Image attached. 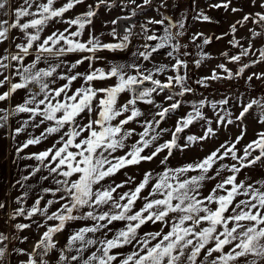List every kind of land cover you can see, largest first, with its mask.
I'll return each instance as SVG.
<instances>
[{
	"label": "snow or ice",
	"instance_id": "snow-or-ice-1",
	"mask_svg": "<svg viewBox=\"0 0 264 264\" xmlns=\"http://www.w3.org/2000/svg\"><path fill=\"white\" fill-rule=\"evenodd\" d=\"M83 0H67L61 7H54L55 0H46V3H36V0H25L26 7L16 8L14 11V22L8 25L7 21H0V42L8 38L10 28H19L26 37V44H17L20 49L19 53L12 55V61H23L25 56L30 55V49L36 46L37 54L34 61L24 66L22 71L17 69L14 75H19L22 78V83H11L9 76H4L0 80V86L6 82L10 83L8 91L0 94V101H5L18 89L26 88L30 83L39 85V92H33L30 98L26 99L23 104L17 105L12 113H8L4 109V115H0V121L6 122L10 114L28 112L32 114V119L35 120L37 115L42 116L40 121L43 124L45 121H53L54 124L45 129L48 135L59 134V139L52 144L51 147L39 153H33L32 156L26 158H35L43 163L45 160L56 162L55 166L48 168L49 174L57 173L64 179H57L55 183L59 185L56 192L64 193L69 199L68 203L61 205V208L56 212L47 215V220H58L59 224L54 227H48L43 233L41 239L35 244L32 253H28L29 259L22 264H48L44 257L48 252L55 247L53 242V234L60 232L67 221L92 219L94 221L107 220V224H97L93 227H84L79 229L69 239V249L80 242L78 252H83L87 247L98 243L97 240L87 238V233H95L100 229L107 228L108 224L113 221H127L126 227L121 228L111 239L99 241L102 247L97 248L87 259L83 260V264H197V258L204 253L203 260L200 264H238L239 258L251 257L246 260V264H264V182L261 187H254L253 184H247L243 181L237 182L235 174L224 178L222 181L215 184L211 192L198 199L200 195L199 189L202 187V182L205 180L215 179L214 176L208 175L213 168L216 159H223L224 156L231 154L232 159L240 161V166L232 165L233 173H239L241 168L254 166L257 162L264 159V133H259V138L253 140L244 149V155L238 157L235 151V145L228 148L222 156L217 154L220 149H216L202 161L195 164H187L176 169H165L164 172L158 175L157 182L151 185V191L146 197H142L141 193L149 186L151 173H145L143 180L135 187L134 190L125 192L120 195L119 200L114 199L113 193L117 188L124 186L123 183L117 184L115 187H103L102 181L105 178L111 177L121 169L130 166L138 165L142 161H152L160 153L167 150L168 155L160 161L161 164H166L168 158L173 154L174 148H180L177 144V133L182 132L187 128L197 117H201L200 107L203 106V101L200 106L193 105V112H190L187 117L177 121L175 132L172 134V139L162 144H155L162 132L168 131L161 129L160 132H155L152 127L153 123L159 126L160 122L165 119L170 111L176 110L180 106V101L172 103L169 107L163 108L156 113L159 120L155 117L153 121H146L144 131L139 133V140L130 146V151L124 155H113L120 149L127 147L125 141L134 133V129H126L124 126L129 122L143 115L136 107L137 101H144L147 104H153L154 100L151 95L157 92H163L165 89H171L174 84L180 86L181 91L173 95L183 96L185 92L192 91L186 87V75H180L181 67H186V62L177 59L172 65V69L176 71L175 76H169L167 81L162 83L159 79H154L153 74H143L139 71V66L135 63L130 65H112L110 70L105 71L103 68L93 69V62L99 57L95 54L100 50H124L128 47L131 30H126V34L122 37L119 43H101L96 36L89 35L87 40H81L87 26L91 25L92 17L95 12L89 6V10L75 18L62 21L68 26L63 31H54L51 35L46 36L41 40V33L50 21L56 18H63L64 14L82 3ZM104 0H100L103 3ZM135 3V0H132ZM151 0H143L145 5L150 4ZM255 3L256 0H253ZM35 4L36 11H29ZM8 0H0V10L6 9ZM225 7L228 5H214V7ZM142 7V6H140ZM259 7L264 9V3H260ZM233 12L238 9L233 8ZM7 14L6 12L4 13ZM135 15V12H133ZM32 17L27 22L21 23V18ZM208 20V16L202 17ZM165 19H170L165 17ZM252 19L253 23L264 25V12H256L254 18L252 14H246L242 21L243 23ZM115 23V21H113ZM150 23L163 24L164 20H152ZM75 26V30H71ZM172 24L170 27H176ZM183 22L179 23V28L183 29ZM32 29L33 31H29ZM231 31H236V26H231ZM113 36L116 35L113 29ZM182 32L176 35H182ZM261 33L254 32L253 36H259ZM146 40H159V43L152 47L150 51L133 53L134 56H141L148 60L153 52L164 48L171 44L174 35L169 31V27L165 28V34L162 37H157L155 34L146 36ZM195 39V37H194ZM219 39V37H217ZM62 42V43H61ZM205 44L210 43V39L204 40ZM234 46L239 45V41H230ZM58 46V47H57ZM149 45H145L147 49ZM177 50L179 45L174 46ZM251 49L249 44L248 49H243L239 55L230 57L233 62L240 61L242 56H247ZM90 53L91 55L83 56L73 63L69 72L76 69L78 65L89 62L90 71L67 75L61 74L59 79L66 81L59 87L49 89V83L45 82V78H51L57 72L60 64L50 65L48 68L37 69V63L41 60L48 62V56H62L67 53ZM172 55L171 52L168 53ZM223 55L227 56V53ZM8 57H2L0 60H7ZM264 61V49L260 50L259 59L252 63ZM199 63V62H197ZM8 64L0 62V69H7ZM220 68H225L223 64ZM249 64H244L236 75L244 72ZM126 68L136 69V75H127ZM168 68L167 65H160L155 69V72L162 73ZM227 71V69H225ZM257 79L264 78V73L253 74ZM117 78V82L108 86H97L95 82H103L111 78ZM211 79L219 77L213 73ZM228 78H232V73H228ZM78 79L83 80L80 87H74L73 82ZM249 80L252 76L248 77ZM145 81H150L154 87L144 88L137 91V86H142ZM55 83V80L51 81ZM203 83L204 81H199ZM54 93L53 96L48 95V91ZM43 93L42 99L37 100V97ZM130 93V98L123 104L118 103L121 94ZM168 100H172L173 96L169 95ZM53 101H55L53 103ZM226 103V101H223ZM29 104H36V107H28ZM47 106L43 109L39 105ZM258 105L264 109V104L259 100H252L241 111L237 119H241L253 107ZM215 107V105H213ZM194 113V114H193ZM87 119L86 123H81V118ZM123 117L117 120V118ZM116 121L115 123H113ZM231 123V121H229ZM28 121H24L26 126ZM37 126L38 125H34ZM3 127V124H0ZM66 129V130H65ZM24 127L16 128L15 133L23 132ZM63 130V131H62ZM155 132L154 135H150ZM212 133L209 128L204 136L194 137L188 136L187 140L190 143L196 140H203ZM237 137V142L242 138ZM47 139V136L41 134L40 137L28 139L17 151L28 148L30 145H36L41 140ZM155 145L151 154L144 155L145 149H151ZM186 144L183 147H188ZM224 148V145H221ZM259 149V155L247 159L252 156L249 150ZM247 161L246 163L244 161ZM47 167V165H45ZM227 167L221 165V169ZM200 170V174L192 176L190 179L181 180L179 177L190 170ZM37 169L36 171H38ZM221 174L220 170H216V176ZM24 179H27L25 177ZM47 179V177H44ZM175 180V183L171 182ZM124 183H127L125 181ZM226 186H230L226 187ZM223 190L226 194H219ZM50 189H45V192ZM65 195H61L60 200L65 199ZM240 195L247 196L248 199H237ZM159 198H155V197ZM149 197H153L149 199ZM143 199L145 202L142 207L135 212H132L133 206L137 200ZM120 201H126L120 203ZM175 201V203H174ZM207 201V204H205ZM54 203L49 200L47 204L50 206ZM40 201L27 212L28 217L39 212L46 215L48 208L41 209ZM103 205H110V210L101 214H94L95 208ZM208 205H213L212 207ZM4 204L0 203V208ZM93 209L85 212L83 215H73L74 211H80L83 208ZM113 209L118 211H112ZM24 209L20 208L16 211V215H22ZM178 214V215H170ZM14 218V217H13ZM161 222L168 226L165 231L164 227L155 232H147L143 236L138 235V230L146 223ZM29 227L27 224H17L16 228L23 230ZM7 239L3 233H0V242ZM235 242V243H234ZM135 244V247L126 256L119 252H113V249L122 248L125 245ZM226 246L232 248L231 251H225ZM23 251V250H20ZM213 253H219L215 258L210 259ZM6 256V248L0 247V264H3V258ZM119 258V259H118ZM66 257L61 253L60 260H65ZM72 260H77V256H72Z\"/></svg>",
	"mask_w": 264,
	"mask_h": 264
},
{
	"label": "crops",
	"instance_id": "crops-1",
	"mask_svg": "<svg viewBox=\"0 0 264 264\" xmlns=\"http://www.w3.org/2000/svg\"><path fill=\"white\" fill-rule=\"evenodd\" d=\"M107 1V3L105 2ZM208 1V3H207ZM213 0H175L168 1L167 4L163 2V0H151L150 4L145 5L143 0H135V3L132 0H104L103 3H100V0H83L82 3L76 5L74 8L66 12L63 18H56L49 22V24L45 27L44 32L41 33V40L48 35H51L54 31H63L65 27L68 25L62 21H66L68 19L75 18L76 16L85 13L89 10V6H91L92 10L95 12V15L91 18V25L87 26L84 32V35L80 37L81 40H87L89 35L96 36L100 39L101 43H119L122 40V35L113 36L111 33L113 29H115V19L120 16H130L129 12H136V21L132 26L131 35L129 37L128 47L124 50H100L96 52V56L99 59L93 62V69L103 68L105 71L110 70L112 65H130L135 63L139 66V71L143 74H148L151 72L153 74L154 79H159V73L155 72V69L160 65H167L168 68L164 72L163 75L160 76L161 82H166L169 76H175L176 73L172 69L173 65V55L176 53L182 56L185 59V55L191 54L190 49L193 44H197L200 42L201 44L197 47L196 50L198 53L203 54H215V53H228L229 61L232 64L233 61L230 60L231 56L239 54V46L241 44L234 46L232 43L229 46H224L223 49L215 50V47L212 44L208 45V49L204 50L206 44L204 40L206 38H211V42L215 44L216 37H223L225 39L231 38V41L235 39V41H239L238 39L241 37L239 31H241L242 25L241 23H237L238 21H242V18L246 14H252L254 18V14L256 12H264V10L259 7L260 3H264V0H256L257 3L253 2V0H231V3H224L222 0H218L217 2H211ZM67 0H55L54 7H61ZM36 3H46V0H36ZM141 4L142 7L147 9L146 11L141 12ZM224 5L227 4L228 7L225 8L223 6L217 8L214 5ZM96 6V7H95ZM26 7L25 0H12L10 5V18L9 23L14 22V11L16 8ZM120 7H125L124 12L123 9H119ZM238 9V11L233 12L232 9ZM29 11H36L35 4ZM116 13V14H115ZM115 14V15H113ZM132 14V13H131ZM138 15V16H137ZM208 16V20H204L202 17ZM168 17L170 19H165ZM32 17H23L21 18V23L27 22ZM152 20H164L163 24H154L150 23ZM252 19L249 20V22ZM180 22H183L184 27L180 30L182 35H176L179 31L176 32L175 27H170V25L175 24L179 25ZM244 23V22H243ZM236 26V31L233 33L231 31V26ZM169 27V31H171L174 35V39L171 41V44L165 46L153 52L148 60H145L141 56H134L133 53L139 52H147L150 51L152 47H155L159 40L148 41L145 39L146 36H150L155 34L157 37H162L165 34V28ZM221 29V30H220ZM71 30H75V26ZM29 31H33L29 29ZM261 31H263L261 29ZM116 32V30H115ZM264 33V32H263ZM178 36V37H177ZM195 37V39H194ZM181 38V40H179ZM249 38H251L249 44H251L252 53L249 51V54L245 56L246 64H254L253 61L259 59V54L255 53L254 48L260 46L253 36V32L249 33ZM27 40L24 33L19 29L10 28L7 38V44L0 48V58L8 57L9 59L3 60V63L8 64L9 67L7 69H3L5 72V76L10 77L11 83H22V78L19 75H14V73L19 69L22 71L24 66L31 64L35 56L37 54L36 46L34 45L32 49H30V55L25 56L23 61H12L10 58L12 55L19 53L20 49L16 47L17 44H26ZM62 43V42H61ZM149 45L146 49L145 45ZM249 44L247 48H249ZM175 45H179L178 50L174 47ZM58 47V46H57ZM184 50H183V49ZM242 48V47H241ZM188 50V51H187ZM171 52L172 55L169 56L168 53ZM48 57V62H44L41 60L37 63V69L39 68H48L50 65L60 64L61 66L57 68V72L51 78H45V82L49 83V89H53L59 87L66 81L59 79L61 74H75L76 72H87L90 71L88 65L89 62L85 61L84 63L77 66L76 69H72L69 72L70 66L75 63L76 60L81 59L83 56L91 55L90 53H67L62 56H48V54H44ZM199 55V54H198ZM184 70L182 69V72ZM125 72L127 75H136V69L126 68ZM180 70L179 74L182 75ZM55 80V83L51 81ZM117 82V78L113 77L103 82H95L97 86H108L113 85ZM82 79H78L76 82H73L74 87H80L83 84ZM147 85L151 84L150 81H145ZM144 85V84H143ZM4 89L1 92H6L10 88V83L6 82L4 84ZM141 87V86H140ZM139 87V88H140ZM187 87V82H186ZM172 88H176V85ZM170 89V91L172 90ZM143 89V88H142ZM48 91V90H46ZM33 92H39V85L35 83H30L26 88L18 89L15 93H13L8 99L2 101L4 103V107L1 109L6 110L8 113H12V110L20 104H23L24 101L30 98ZM215 92V91H214ZM49 96H53L54 93L48 91ZM130 93L121 94L118 103L123 104L130 98ZM44 96L41 93L37 100L42 99ZM218 97H222L221 95H208L199 97V101H203V104H211L215 103ZM227 97L225 96L224 99ZM185 97H180L177 100L183 102ZM209 101H208V100ZM221 98H218L219 100ZM208 102H207V101ZM252 100H259L261 104H264V97L261 95H257L256 93L252 94L250 97V102ZM197 101V104L200 106V102ZM213 101V102H211ZM55 101H53L54 103ZM173 103V101H171ZM145 104L144 101H137L136 107L141 108ZM213 105V104H211ZM36 104H29L28 107H36ZM45 105H39L41 109L45 108ZM167 107H169L167 105ZM254 111H257L261 115L260 118L264 119V109H262L258 105H253ZM216 111V112H215ZM142 112V111H141ZM158 113L156 110L153 111V115L157 118L159 116L156 115ZM178 114L175 110L171 111V114L168 118L170 120H174ZM220 110L215 105V107H211L208 110H204L200 118L205 117L209 118H221ZM231 113V112H229ZM4 112H1L0 115H4ZM230 117H234L235 115L231 113ZM32 114L28 112H20L15 114H10L8 116V120L3 122V127H0V203L4 204L3 208H0V233H3L7 239L3 242H0V247L6 248V256L3 258V264H22V262H26L29 259L28 253H32L35 244L41 239L43 233L47 231L48 227H54L59 224L58 220H47V215H51V213L56 212L61 208V205L64 203H68L69 199L64 193L56 192V188L59 187L55 183L57 179H64L62 176H59L57 173L49 174L48 168L55 166L56 162H49L45 160L43 163L41 161L33 158H26L32 156L33 153H39L41 151H45L47 148L51 147L53 143H55L59 139V134H51L48 135L45 132L47 127H50L54 124L53 121H45L43 124L40 121L43 119L42 116L37 115L36 119L33 120ZM184 117V116H183ZM225 117V115H224ZM123 117L117 118L120 119ZM198 118V117H197ZM252 119V117H250ZM246 119L249 120L248 115H246ZM24 121H28V124L25 126ZM81 123H86L87 119L82 117ZM114 121L113 123H115ZM262 122H264L262 120ZM249 121L247 122V124ZM34 125H38L34 126ZM24 127V131L19 134L15 133L16 128ZM126 129H130L129 124L124 126ZM134 128V127H133ZM170 128V127H169ZM66 130V129H65ZM171 130V128H170ZM63 131V130H62ZM169 131V129H168ZM264 133V127L261 129ZM175 131L172 129L170 135ZM182 133H184L182 131ZM41 134L47 136V139L41 140L39 144L30 145L26 149H22V151L18 152V148H22L23 144L30 138L40 137ZM168 134V133H167ZM129 138L125 141L127 145L126 148L118 150L115 156H121L120 153H125L130 150V144L128 143ZM174 150V149H173ZM198 153V152H197ZM166 153L162 155L164 159L167 156ZM222 156V155H219ZM188 154L185 153V156H179L173 151V154L168 158L166 164H164V168L167 169H176L183 167L187 164H195L201 159H188ZM254 157V156H252ZM227 160L222 162V160L217 159V161L213 164V168L209 171L208 175L214 176L215 179L205 180L202 182V187L199 189L200 195L197 197L198 199L207 196L216 183L222 181L224 178H227L230 175L235 174L237 177V182L243 181L245 185L253 184L254 187H261L260 182H264V159L260 162H257L256 165L241 168L239 173H233L231 167L235 164L237 167L240 166V161L234 160L231 158L224 157ZM251 159V158H250ZM235 161V162H234ZM151 164V161H148ZM152 163L151 166L154 168L158 166V160ZM140 164H143L141 162ZM47 165V167H45ZM221 165H225L221 169ZM137 165H130L111 178H105L102 181L103 187H108L109 182L111 180L116 184H125L127 181L128 184L134 186L133 189L143 180V176L139 177L138 174H130L126 170V168L134 167ZM39 169L38 171H36ZM220 170L221 174L216 176V170ZM149 173V171L147 172ZM151 176H153V172H150ZM200 174V170H190L189 172L181 175L179 178L190 179L192 176H197ZM114 176L116 180H114ZM135 176V177H134ZM27 177V179H24ZM47 177V179H44ZM135 178L132 182H129L130 178ZM152 185V178L149 181ZM171 182L175 183L173 179ZM229 187L230 186H226ZM45 189H50V191L45 192ZM147 192V191H145ZM144 192V193H145ZM219 194H226L223 190L219 191ZM61 195H65L64 200H60ZM237 199H248L247 196L240 195ZM39 200V207L41 209L47 207L48 212L46 215H42L37 212L33 216L28 217L27 212L31 210V208L36 204V201ZM49 200H53L54 203L52 205H48L47 202ZM175 203V201H174ZM137 204V202L135 203ZM207 204V201H205ZM108 205H103L101 208H95L94 214H101L103 212L109 211ZM212 207L213 205H208ZM142 205H134L132 212L138 211ZM20 208H23L25 211L22 215H16V211ZM93 209L86 208V210L81 209L80 211H74L73 215L81 216L85 212ZM112 211H118L113 209ZM170 215H178V214H170ZM14 217V218H13ZM107 224V220L104 221H94L92 219H82V220H72L67 221L65 227L57 233L53 234V242L55 247L51 249L48 254L44 257V259L48 262V264H83V260L87 259L93 252H96L97 248L102 247L99 243L101 240L111 239L116 234L118 230L126 227L127 221H113L111 224H108L107 228L100 229L95 233H87L86 237L95 239L98 241L97 244L87 247L83 252H78L77 249L80 247V242H75V244L69 249V239L72 235H74L79 229L84 227H93L97 224ZM17 224H27L29 227L20 230L16 228ZM161 227H164L165 231L168 230V226L163 225L161 222L151 223L148 222L145 225H142L138 230V235L143 236L147 232H155L160 230ZM136 246L133 245H125L119 249H113L112 251L119 252L122 255L126 256L130 253ZM23 250V251H20ZM61 253L66 257L65 260L61 261L60 256ZM72 256H77V260H72ZM119 259V258H118ZM116 264V262H114Z\"/></svg>",
	"mask_w": 264,
	"mask_h": 264
},
{
	"label": "rangeland",
	"instance_id": "rangeland-1",
	"mask_svg": "<svg viewBox=\"0 0 264 264\" xmlns=\"http://www.w3.org/2000/svg\"><path fill=\"white\" fill-rule=\"evenodd\" d=\"M11 1L12 0H8V5L6 6V9L0 10V21H7L9 23ZM168 1H175V0H163L165 4H167ZM191 1L192 0H190V3ZM214 1L217 2L218 0H213L211 2H214ZM222 1H224V3H227V4L231 3V0H222ZM238 1L241 2L240 0ZM105 2L107 3V1ZM141 6L143 5L141 4ZM145 7H141L142 8L141 12L147 10L145 9ZM124 8L120 7L119 9H123L122 11L124 12L125 11ZM5 12L7 13L6 15L4 14ZM129 14H130V17L136 16V12H135V15H133L132 11L129 12ZM240 25H242L241 31H239V33L241 34V37L238 40L242 48L239 46V54L241 53L243 49L247 48V45L249 44L251 40V38H249V33L253 31L261 33V35L255 36L256 38L255 40L258 43H260L261 47L260 46L255 47L254 51L255 53L259 54L260 50L264 49V33H263L264 25L253 23L252 20L250 22L245 21L244 23ZM175 29H176V32L177 31L180 32L181 30L179 28V25H177ZM261 29L263 31H261ZM179 40H181V38H179ZM211 40L213 39L210 38V43L206 44L204 50L208 49L209 44H212L215 47V50L223 49L224 46L226 45L229 46L231 44L230 43L231 38L225 39L221 37L217 39L216 37L215 41L217 42H215V44H213ZM6 44H7V39L0 42V48L4 47ZM200 44H201L200 42H198L197 44H193L192 48L190 49L191 54L185 55V59L177 53L173 55V64L176 63L177 59L186 62L187 66L181 67L180 70L181 72H182V69L184 70L182 72V75H186L187 87L191 88L192 91L185 92L183 96H179V95H173L174 93H178L181 91V88L178 85H176V88H172L171 91L170 89H165L163 92H160L159 89H157V92L151 95V99L154 100V103L153 104L145 103L139 109L140 111H142L143 115L136 118L134 121L129 122L130 129L135 130L133 135L129 137V140H128V143L130 144V146L134 144L137 140H139V133L143 132L144 127L147 126L145 122L153 121V118L155 117L153 115L154 110L159 112L163 108H167V105L170 106L172 104L171 101L175 103L176 101H179L177 100L178 98L185 97L184 101L181 102L180 106L175 110L178 114L175 113V115L177 116L175 117L174 120H170V118H168L169 115L171 114V111H170L166 115L165 119L160 122L159 126L155 125V123H153L152 125V127L155 129V132H160L161 129H167V130L169 129V131L162 132L160 134V137L155 142V144H162L166 141L171 140L172 136L170 135V133L172 129L175 131L176 126H177V121L181 120V118L187 117V115L190 112H193V105L199 106L197 104V101H199L198 98L204 96V94L208 95L209 97H211V95H218V94L222 96V97H218V98H221L219 100H217L218 98L216 100H213V101H216L215 103H211L218 107V110H220L221 112L220 114L222 115V117L221 118H212V117L206 118V115L203 118L198 117L187 128L183 130L184 133L182 132L177 133V137H178L177 144L180 145L181 147L174 148L173 151L178 155V157L179 156L184 157L185 153H187L188 157L186 158L188 159L203 160L205 157L210 155L213 151H216V149H220V152L217 154L218 156L223 155V153L228 148H231L233 145H235V151H236L237 156L240 157L244 155V149L246 148V146L249 143H251L253 140H257L259 138L258 136L259 133H263L261 129L264 127V122H262V120L264 121V119L259 117L261 114L258 113L257 111H254L255 110L254 107L249 109V111L244 115L243 118L241 119H237V118L240 116V113L241 111H243V108L248 103H250V97H252L253 93H256L259 96L262 95L264 97V78L257 79L256 76L253 75L254 73L256 74L264 73V61H260L259 63L250 64V66L246 68L242 74L236 75L239 72V69L244 64H246L245 56H242L240 61L232 62V64H230L228 53H227V56L223 55V52L215 53L212 55L205 54V56H203V54L201 53H198L196 51L198 49L197 45L199 46ZM250 52L252 53L251 49H250ZM0 62L3 63V60H0ZM221 64H223L225 68H220L219 65ZM225 69H227V71ZM164 72L159 73V75L160 76L163 75ZM229 72L232 73V78H228ZM213 73H215L219 78L211 79L210 77H212ZM4 76H5V72L3 71V69H0V80H2ZM160 76L158 77L159 79H160ZM249 76H252L251 80L248 79ZM201 80H203L204 82L200 83L199 81ZM4 87H5L4 85L0 86V91H2ZM151 87H154V85L152 84L147 85L146 83H144V85H142L137 91L143 90L144 88H151ZM169 95L173 96L172 100L167 99ZM225 96L227 97L226 99H224ZM223 101H226V103H223ZM211 104H203V106L200 107L201 114L203 112V109L208 110L209 108H211L213 106ZM3 107H4V103L0 101V109ZM229 112L233 113L235 116L230 117L229 115L231 113ZM246 115H248L249 120L246 119ZM250 117H252V119ZM155 119L159 120L160 118L155 117ZM229 121H231V123H229ZM248 121L249 123L247 124ZM169 127L171 128V130ZM209 128L212 129V133L208 135L207 138L203 140H196L195 142L189 144V141L187 140L188 136H194V137L204 136ZM155 132L150 131V135H154ZM241 133H243V136L237 142V137L241 136ZM186 144H188L189 146L183 147ZM222 144L224 145V148H221ZM154 147L155 145H153L151 149H145L143 154L144 155L151 154V151L154 150ZM249 151L252 152V156L259 155V149H256L254 151L253 150H249ZM165 153H166V150L160 153L156 158H154L151 161V164L152 163L156 164L155 162L156 160H158V166L154 168L151 166V164L148 161H142L143 164H138L137 166L126 168L127 169L126 171L130 174L140 173V175H138L139 177H142V176L144 177L145 173H147L148 171L153 172V176H152V185H153L157 182L158 175L164 172L166 169L164 168V164L160 163L161 158H163L162 155ZM124 154L125 153H120L119 155H124ZM252 156L248 157L247 159L252 158ZM224 157L223 159H220L222 160V162H225L227 160ZM226 157L231 158V154L227 155ZM244 162L246 163L247 161L245 160ZM134 179L135 178L133 177L130 178L129 182H132ZM114 180H116L115 176H114ZM116 185L117 183L115 184L113 180L109 182V186L111 187H115ZM133 187L134 186L128 183H125L123 187L117 188L116 192L113 193L114 199L119 200L120 195H122L125 192H129L130 190H134ZM150 191H151V184L149 182V186L146 187L144 190H142L141 196L142 197L148 196ZM151 198L153 197H149V199ZM155 198H159V197L157 196ZM125 202L126 201H120V203H125ZM144 202L145 201L143 199H139L137 200V204L135 205H143ZM107 207L108 209H110V205L106 206L105 209ZM86 208L87 207L83 208V210H86ZM231 250L232 248L230 246H226L225 251H231ZM217 255H219V253H213V256L210 257V259L215 258ZM203 258H204V253L202 252L201 255L197 258V264H200V261L203 260ZM247 259H251V257L239 258L238 264H246ZM205 264H207V262H205Z\"/></svg>",
	"mask_w": 264,
	"mask_h": 264
},
{
	"label": "trees",
	"instance_id": "trees-1",
	"mask_svg": "<svg viewBox=\"0 0 264 264\" xmlns=\"http://www.w3.org/2000/svg\"><path fill=\"white\" fill-rule=\"evenodd\" d=\"M136 18L130 16H120L115 19V30L117 35L126 34V30H131ZM140 86H137V90Z\"/></svg>",
	"mask_w": 264,
	"mask_h": 264
}]
</instances>
